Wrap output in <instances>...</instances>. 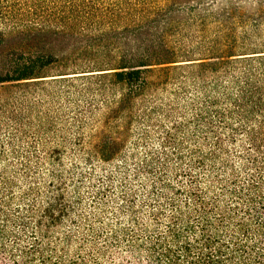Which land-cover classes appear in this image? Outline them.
I'll return each mask as SVG.
<instances>
[{"label":"trees","instance_id":"obj_1","mask_svg":"<svg viewBox=\"0 0 264 264\" xmlns=\"http://www.w3.org/2000/svg\"><path fill=\"white\" fill-rule=\"evenodd\" d=\"M0 264H264V0H0Z\"/></svg>","mask_w":264,"mask_h":264}]
</instances>
